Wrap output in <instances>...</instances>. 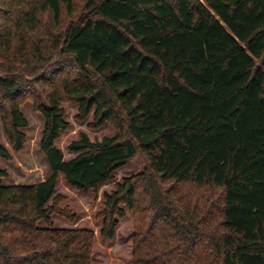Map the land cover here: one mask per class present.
<instances>
[{"label": "trees", "instance_id": "trees-1", "mask_svg": "<svg viewBox=\"0 0 264 264\" xmlns=\"http://www.w3.org/2000/svg\"><path fill=\"white\" fill-rule=\"evenodd\" d=\"M32 101L52 176L3 185L0 264H92L58 177L97 193L137 156L146 170L104 195L100 235L136 215L133 264H264V0H0V118L24 150ZM64 102L92 128L68 150ZM0 158L12 160L0 144ZM43 223L45 226H41Z\"/></svg>", "mask_w": 264, "mask_h": 264}, {"label": "rangeland", "instance_id": "rangeland-1", "mask_svg": "<svg viewBox=\"0 0 264 264\" xmlns=\"http://www.w3.org/2000/svg\"><path fill=\"white\" fill-rule=\"evenodd\" d=\"M63 108L66 113L65 119L70 127L61 133L56 145L63 152L66 161L76 156L69 152L68 147L72 142L79 140L82 133H86L93 142L116 135V128L110 124L102 128H92L90 126L93 123L92 115L85 121L78 120V106L71 102H64ZM22 112L29 122V127L25 129L27 142L20 153L12 150L0 118V144L7 147L12 154L11 161L0 158V166L8 172V178L3 180L5 186L35 185L48 180L53 174L41 150L45 120L35 110L32 101H26L22 105ZM145 170L146 161L139 155L127 166L117 170L114 180L103 184L97 193L79 191L69 186L62 174L59 175L56 195L64 197L62 208H69L78 220L75 224H71L63 217L54 216L52 217L53 223L56 228H87L94 231L92 264H133L136 215L133 212H127L126 217L119 224L113 241L101 237L102 221L98 219V215L104 208L105 194L113 192L117 184L123 182L125 178L139 175ZM40 225L45 226L43 223Z\"/></svg>", "mask_w": 264, "mask_h": 264}]
</instances>
